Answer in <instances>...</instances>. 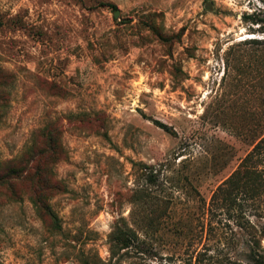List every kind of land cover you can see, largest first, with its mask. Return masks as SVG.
<instances>
[{
  "label": "rangeland",
  "instance_id": "1",
  "mask_svg": "<svg viewBox=\"0 0 264 264\" xmlns=\"http://www.w3.org/2000/svg\"><path fill=\"white\" fill-rule=\"evenodd\" d=\"M0 264H264V0H0Z\"/></svg>",
  "mask_w": 264,
  "mask_h": 264
},
{
  "label": "trees",
  "instance_id": "2",
  "mask_svg": "<svg viewBox=\"0 0 264 264\" xmlns=\"http://www.w3.org/2000/svg\"><path fill=\"white\" fill-rule=\"evenodd\" d=\"M112 7H114V6H112ZM133 239H134V237L127 236L124 240H122V242H124L125 247H127V246L129 247V245L132 246V244L134 243Z\"/></svg>",
  "mask_w": 264,
  "mask_h": 264
},
{
  "label": "water",
  "instance_id": "3",
  "mask_svg": "<svg viewBox=\"0 0 264 264\" xmlns=\"http://www.w3.org/2000/svg\"><path fill=\"white\" fill-rule=\"evenodd\" d=\"M117 15H118V11L115 12V16H117Z\"/></svg>",
  "mask_w": 264,
  "mask_h": 264
}]
</instances>
